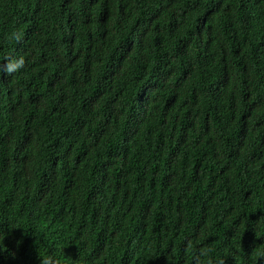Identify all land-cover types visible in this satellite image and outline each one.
I'll return each instance as SVG.
<instances>
[{
  "label": "trees",
  "instance_id": "1",
  "mask_svg": "<svg viewBox=\"0 0 264 264\" xmlns=\"http://www.w3.org/2000/svg\"><path fill=\"white\" fill-rule=\"evenodd\" d=\"M0 264H264V0H0Z\"/></svg>",
  "mask_w": 264,
  "mask_h": 264
}]
</instances>
